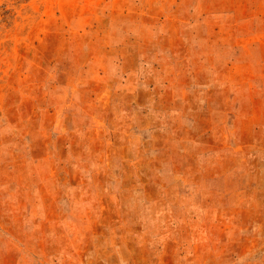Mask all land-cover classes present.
Masks as SVG:
<instances>
[{"label": "rangeland", "instance_id": "374dc122", "mask_svg": "<svg viewBox=\"0 0 264 264\" xmlns=\"http://www.w3.org/2000/svg\"><path fill=\"white\" fill-rule=\"evenodd\" d=\"M0 264H264V0H0Z\"/></svg>", "mask_w": 264, "mask_h": 264}]
</instances>
